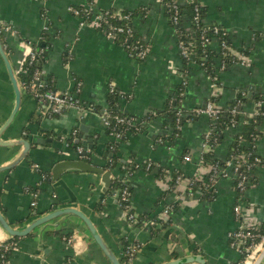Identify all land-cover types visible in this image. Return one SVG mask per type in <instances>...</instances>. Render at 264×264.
Instances as JSON below:
<instances>
[{
    "label": "crops",
    "instance_id": "0c3cea01",
    "mask_svg": "<svg viewBox=\"0 0 264 264\" xmlns=\"http://www.w3.org/2000/svg\"><path fill=\"white\" fill-rule=\"evenodd\" d=\"M87 1L0 0V39L13 71L19 70L25 56L23 42H39L48 25L49 48L42 64L45 78H52L54 90L72 93L77 89L75 82H81L78 97L99 110L86 109L82 115L68 110L55 118H43L37 103L21 90L20 107L9 127L0 133V144L37 138L49 139V143L44 141V145L33 146L24 160L12 169L0 172V213L12 228L22 230L35 218L49 212L75 209L91 220L119 261L123 258V241L140 244L129 264H166L188 256H202L205 264H237L240 253L231 246L228 234L244 220L264 224V126L256 142V154L262 164L251 173L244 194L237 193L229 176L218 179L213 200L200 199L197 193H192L183 195L175 203L174 193L177 192L170 191L171 172L179 171L182 177L203 178L206 175L208 169L201 167L199 160L203 136L213 124L207 117L197 116L183 124L178 137L170 142L161 140L171 134L172 130L165 123L170 121L168 107L173 104L183 76L175 29L158 0H95L91 6L93 13L104 10L137 12L130 25L134 34L150 47L147 57L141 61L107 40L99 30L79 26L78 19L67 9L86 6ZM198 2L206 9L204 24L225 30L235 51L248 52L247 63L227 67L221 72L217 70V87H213L205 70L188 66L181 109L191 113L209 99L214 100L216 107L227 108L242 92L256 94L264 103V0ZM2 25L9 30L1 32ZM210 47L218 51L216 41ZM110 87L126 97L119 100L117 110L144 124L142 131L125 135L118 145L119 162L110 170H104L111 172L112 181L122 176L121 165L132 163L137 166L128 178L131 211L135 216L152 218L164 206L175 205L170 226L158 228L155 235L130 226L113 196L99 199V176L72 173L62 175L56 183L50 181V171L55 163L78 160L74 149L65 146L66 138L74 131L72 140H79L77 146L85 147L84 141L93 140L85 147L91 154L84 162L102 168L111 159L100 156L102 151L113 155L110 146L115 140L101 116L109 105ZM14 104V91L0 57V128L8 120ZM253 107L251 99L247 98L244 108L252 111ZM236 132L233 128L224 131L223 139L213 149L215 158L224 160L228 156V147ZM22 149V146H0V167L9 164ZM183 156L188 160L184 161ZM32 164L49 173L48 181L41 183L35 209L30 206L29 190L38 185L39 175L31 168ZM146 164H151L149 170L145 169ZM185 185L184 181L176 190L183 191ZM100 201L102 207L99 210L97 204ZM236 205L240 208L238 218L233 214ZM67 236L73 238L72 245L63 240ZM10 238L0 226V242ZM18 239L17 251L9 256V264H109L83 222L71 214L35 228Z\"/></svg>",
    "mask_w": 264,
    "mask_h": 264
},
{
    "label": "built area",
    "instance_id": "2783aa9c",
    "mask_svg": "<svg viewBox=\"0 0 264 264\" xmlns=\"http://www.w3.org/2000/svg\"><path fill=\"white\" fill-rule=\"evenodd\" d=\"M158 1L161 4V0H158ZM178 2H185V0H175L171 4V10L173 11V15L170 19V25L175 29V32L177 35L179 33V30H178L179 29L178 28L179 26ZM93 3H87L86 6H80L81 7L80 9L75 8V7H69L67 11L72 16L78 19L80 27H90V28L99 30V32H101L107 40H110L118 44V46H120L129 56L136 58L138 60H144L149 53V50L147 48L145 49L141 44H139L138 41L134 42L132 46L127 45L132 35L131 29H125L121 26H115L110 23V19H114L116 17L124 21H128L129 17L128 16L120 17V15L118 14L119 12L115 11V13L112 14V13H109L108 10H104L102 12L100 11L98 13H93V11L91 10V6L93 5ZM194 12H195L194 19L195 21H198L199 11H198L197 6L194 8ZM7 30H9V27L2 25L1 32H5ZM47 30H48V25L44 27L43 32L41 33L39 37V42L42 41L43 39L42 35H46ZM205 33H208V36L205 35ZM118 35H120L119 40H117ZM213 41L217 42L218 49L220 50V52H222V50L224 49L228 51L227 54H224L222 52L221 53L222 56L230 55V58H231V61L228 64H225L224 62H220L219 67H218L219 72L225 70L227 67H230V66H244L247 63V56L244 54V52L235 51L231 47V45L228 43L229 36L225 30H223L222 28L218 26L204 24V27L201 33V43L207 46L211 44ZM44 42H45V45L38 51L33 50V48L30 45H28L26 42H23L26 47V53H25L23 60L20 61L19 70L15 73L16 76H18V74L20 73L25 72V70L23 69V66L27 61L31 63L35 60L36 56L38 55L43 56V54L46 53L49 46H48L47 40H45ZM177 47H178L180 58H186V47L183 45H180L179 43H177ZM44 79H45L44 70L42 68L41 69L38 68L35 70L33 74V80L29 86V95L39 106V113L41 117L55 118L56 116H59L68 110H75L76 112L80 113V115H82V113L85 112L86 109L92 108L93 104L84 103L77 95L79 88L81 87V82L79 81L75 82L77 89L75 92L72 93L68 91H58L54 89H49ZM185 82H186L185 78L182 76V82L180 83V85L185 87ZM211 82L213 84V87L218 86V78L216 75L213 78H211ZM19 86L21 90L26 89V87L22 83H19ZM109 92L113 93L114 88L110 87ZM245 97H248V95L245 92L240 93V96L235 99V105L229 109L230 114L235 115L237 113L238 106L242 104L241 99H244ZM263 105L264 104L262 101L260 100L256 101L254 103L253 111L249 114V117H254L259 114H263V113H260L256 109V108L263 107ZM190 114H192L194 117L205 116L214 123L216 119L218 118V116L221 114V108H218L212 102L207 101L204 104L203 108L194 109ZM183 115L184 114H183L182 109H178L175 112V123L179 129L181 128L179 127V125H180L181 117H183ZM113 120H114V124H111L109 116L103 118L104 125H106L109 128L111 126L112 132L110 133V135L113 138V140H117L121 136L120 132L114 133V131L117 129L118 126H125L124 127L125 130H128L127 128L132 127L135 122L133 118L128 119V118H124L121 116H115L113 117ZM188 121H191V119ZM23 134L26 135V132H23ZM210 134H211V129H209L203 136L202 154L212 149V147L209 144ZM74 136H75V131L72 132V134L66 138L65 146L67 148L69 147V141L74 139ZM255 146H256V143H255ZM73 151L78 160L86 161L90 159V154H91L90 149H86L85 147H82V146H76ZM60 154L63 155V152L60 151ZM202 154L200 156V160H201ZM183 160L187 161L188 157L183 156ZM259 162L260 160L257 157H254L251 161H249V159L243 155L241 160H235V159L227 160L225 162L224 167H219L216 164L210 167L209 171H211V174L208 177L207 182H209L210 184H213L214 194H215L216 193L215 185H216V182L218 181V178H217L218 173L221 174L220 178L230 176L234 182L235 190L241 196L248 185V175H246V173H240L239 169L243 167L246 169V171L250 170L251 168L258 165ZM150 167H151V164H146L145 169L149 170ZM31 168L33 169V171H35L39 175L38 185L34 189L29 190V195L31 198L30 206L32 209H35L38 205V200L40 197L41 183L47 182L48 177L44 172L39 170V166L37 164H32ZM129 175L131 174L129 173L124 174V177H122L123 179L121 181L122 184L125 185L127 183ZM184 181L186 183L185 189L183 191L178 192L176 188ZM197 181L198 182L200 181L203 184L205 183L203 178L193 177L192 180H184L182 175H177L173 181V190H172V192L174 191L177 192V193H174L175 203H178L181 197H183V195L185 196V194L187 196H190V194H192L190 190L193 184ZM112 196L116 199L117 204L123 210L128 224L130 226H133V224L136 223V218H135V215L131 212L130 193L128 192L127 187L123 186L119 190L115 191ZM173 208H174V204L164 206V208L156 216V219L160 221L161 223L167 222L171 217ZM233 214L235 218L239 217L240 208L238 205L233 207ZM161 223L159 222L155 223L152 220L151 221L148 220L144 223L143 226L145 228H148L150 231L152 227L154 229L161 228L162 227ZM260 225L261 224H254L252 222L244 220V221H241V223L238 225V227L235 230L231 231L228 234V239H229L231 246L237 248L240 255L242 253L246 254L243 261L240 264H252L258 252L263 247L264 234H260L257 231ZM63 240L68 245L73 244V238H71L70 236L63 237ZM17 248H18L17 245L12 244L9 246V244H6L5 242H0V250L2 251V253H0V264H9V259L4 257L3 252L11 251L13 253L17 251ZM139 248H140L139 243L127 242V245L125 246L123 245L122 256L125 261V264H129L131 262V260L134 258Z\"/></svg>",
    "mask_w": 264,
    "mask_h": 264
},
{
    "label": "trees",
    "instance_id": "16d2710c",
    "mask_svg": "<svg viewBox=\"0 0 264 264\" xmlns=\"http://www.w3.org/2000/svg\"><path fill=\"white\" fill-rule=\"evenodd\" d=\"M43 1V0H41ZM95 0H88V3H93ZM175 0H161V6L164 9V12L168 18V21L170 23V19L173 15V11L171 10V4L174 2ZM198 7V11H199V18L198 21H195L194 17H195V12H194V8ZM75 8L80 9V6H76ZM178 9H179V26H178V30L179 33L177 35V43H179L180 45H183L186 47V58H181L182 61V65L183 67L181 68L180 73L183 74V77L185 78L187 70L189 69V67L191 65H195L198 66L199 68L203 69L206 71V73L209 75V77L213 78L216 75V72L218 70L217 67V63L219 62H224L225 64H228L231 61L230 55H226V56H222V52L224 54H227L228 51L227 50H222V52H220V50L218 49V51L213 50L209 45H203L201 43V33L204 27V22H203V18L205 16L206 13V9L200 5V3L198 2V0H185V2H178ZM109 13L114 14L115 11L114 10H108ZM102 12V11H101ZM121 16H128L129 20L128 21H124L118 17L114 18V19H110V23L112 25L115 26H121L125 29H131L132 31V35L131 38L129 39L127 45L132 46L134 42L138 41L139 44H141L145 49L147 48L148 50L150 49L149 45L147 43H145L143 40H141V38H139L137 35L134 34L133 29L130 25V21L132 19V17L134 15L137 14V12H119L118 13ZM1 35V33H0ZM205 35L208 36V33H205ZM42 41L40 42H36V43H32V42H26L28 45H30L33 50L38 51L39 49H41L44 45H45V40H47V35H42ZM120 39V35L117 36V40ZM229 43V42H228ZM230 44V43H229ZM223 54V55H224ZM244 54L247 56L248 52H244ZM46 57L43 54V56L38 55L36 56L35 60L33 62H29L27 61L24 66L23 69L25 70V72L18 74L17 79L19 83H22L26 89L23 90L24 92H26L29 95V86L33 80V74L35 72L36 69H41L42 68V64L43 62H45ZM142 61V60H141ZM189 66V67H188ZM45 82L47 83V87L49 89H54L53 86V80L51 77H47L44 79ZM184 89L185 87L180 85L178 86L175 96L173 97V104L172 106L168 107V112H167V117L170 118L169 122H165L166 126L169 127L172 131L171 134L168 137H162L161 140H165L170 142L171 139L176 138L179 136V131L180 129L176 126L175 123V112L178 109H181V101H182V96L184 94ZM30 96V95H29ZM121 96V97H120ZM240 96V93L237 95V97ZM122 98H126L123 97L121 94L117 93L115 90L113 93L109 92V105L108 108L105 112H103L101 114V116L103 118L109 116L110 118V123L114 124V120L113 117L115 116H121L124 118H132L129 117L126 114H123L121 112H119L117 110L118 107V102L120 99ZM248 97H245L244 99H241V105L238 106L237 108V113L235 115H232L229 113V109L235 105V101L230 104L227 108H223L221 109V114L218 116V118L216 119V121L212 124L211 126V134L209 136V144L212 147L211 150L204 152L202 154L201 160L199 162V165L201 167H206L208 169L206 175L203 177V180L205 181V183L203 184L202 182H195L191 188V192L192 193H197L198 194V198L200 199H206V200H213L215 198V194H214V187L213 184H210L209 182H207L208 177L211 174L210 167L214 166L217 164V166L219 167H224L225 162L227 160H231V159H235V160H241L242 156L244 155L245 157H247L249 159V161H251L254 157H257L260 162L258 165H256L255 167L251 168L250 170H247L243 167H241L239 169L240 173H246V175H248V184L250 183V175L251 173L255 170V168L259 167L262 164L261 159L259 158V156L256 154V146H255V141H257V139L259 138V136L262 135V132L260 131V129L264 126V105L261 108H256L260 113L263 114H259L257 116L254 117H249V114L253 111H247L244 108V104L246 103V99ZM239 99V98H238ZM251 103L254 104L256 101L260 100L263 102L262 98L260 96H257L256 94H251ZM208 101L214 103L213 99H209ZM264 104V103H263ZM254 108V107H253ZM89 111H93V112H99L98 107L96 106H92L91 109H89ZM183 117H181L180 120V125L179 127H182L184 123H186L188 120H194L195 117L190 114V113H186L183 111ZM134 119V118H133ZM134 125L132 127L127 128L128 130H125V126H118L117 129L114 131V133L120 132L121 136L120 138H118L117 140L113 141L111 143V151L113 153L111 159H109V161H107V163H105L102 168L105 170H110L112 168V166L114 164H117L118 161V145L120 144V142L125 138V135L128 133H134V132H139L143 130V124L144 122L141 121H137L136 119H134ZM228 128H233V129H237V132L235 133V135L232 137L231 143L229 145V154L228 156L224 159V160H219L217 158L214 157L213 155V149L221 142V140L223 139V133L226 129ZM108 132L109 134L112 132L111 130V126L110 128L108 127ZM77 145L75 141L70 140L69 141V147L70 148H75ZM121 172L120 174L122 175L119 178H115L111 181L110 187L108 192L106 193L104 199L107 198H111V196L114 194L115 191L119 190L120 188H122L123 186L127 187L128 192H131L130 189V183L127 181V183L124 185L122 184V177H124L125 173H129L132 174L134 168H137V166H135L132 163H128V164H123L121 165ZM47 175V177H49V173H45ZM161 172L159 173V175L161 176ZM177 175H181V173L179 171H172L171 172V177H172V184L170 187V191L173 190V181L175 179V177ZM220 173H218L217 178H220ZM184 180H192L193 177H183ZM248 185L245 189V191L247 190ZM244 191V192H245ZM243 192V194H244ZM97 209H101L102 207V203L101 201L97 204ZM175 206V205H174ZM175 208V207H174ZM132 212V211H131ZM136 218V223L133 224L134 228H138V229H143V230H148V228H145L143 225L146 221L148 220H152L155 223H161L160 221H158L155 217L149 218V217H144V216H135ZM162 224V228L166 229L170 226V219L165 222V223H161ZM151 231V232H150ZM149 232L152 235H155L158 233V228L154 229L153 227L151 228ZM260 234H264V224H261L260 227L257 230ZM19 241L18 238L15 237H11L8 241H6V244L10 245H17V242ZM124 246L127 245L126 241H123ZM0 253H2V251L0 250ZM11 251H6L3 252L4 257L9 259V256L11 255ZM195 254H197L198 252H194ZM246 254L242 253L240 255V259L239 262L237 264H240ZM120 263L121 264H125L124 259H120Z\"/></svg>",
    "mask_w": 264,
    "mask_h": 264
},
{
    "label": "water",
    "instance_id": "95a60500",
    "mask_svg": "<svg viewBox=\"0 0 264 264\" xmlns=\"http://www.w3.org/2000/svg\"><path fill=\"white\" fill-rule=\"evenodd\" d=\"M0 57L2 61L4 62L5 68L7 70L13 91L15 96V104L14 108L8 118V120L3 124V126L0 128V133L7 129L11 122L14 119L15 114L17 113L22 99V93L21 88L19 86V82L17 79V76L15 72L13 71V68L11 64L9 63V60L3 50V46L0 39ZM251 92L248 93V99L251 98ZM204 106V105H203ZM203 106L201 108H203ZM79 139H82V136L79 137ZM44 141L49 143V139H35L31 141H25V140H16L13 142L3 143L0 144L2 147H13V146H22V151L11 161L9 164H6L5 166L0 167V172L5 170H10L13 167H15L18 163H20L22 160H24L28 152L31 150L33 146L36 145H44ZM79 140L76 139L75 143L79 144ZM93 143V140L88 139L83 142V145L86 147L87 145ZM90 148V146H89ZM102 149V147H101ZM100 156L103 159H107V157H112V154H100ZM72 173H91L95 174L96 176H99L100 182H101V189H100V196L99 199L101 200L105 194L108 192L110 184H111V172L105 171L103 168L90 165L82 160H61L53 165L50 171V181L52 183H56L59 181L60 177L62 175L66 174H72ZM74 215L78 217L86 227L87 231L89 232L93 242L97 245V247L100 249V251L103 253L109 264H121L119 259L115 256V254L110 250V248L106 245L100 234L98 233L97 229L95 228L94 224L91 222V220L82 212L77 211L75 209L71 208H64V209H58L52 212H49L48 214H45L43 216L35 218L32 222H30L26 228L22 230H16L11 227V225L5 220L3 215L0 213V226L2 229L11 237L15 238H23L27 236L31 231H33L35 228L44 226L49 224L50 222L60 218L64 217L66 215ZM36 214L34 213L33 216ZM191 263H197V264H205V260L202 256H188L181 259H177L171 262H168L166 264H191ZM264 263V245L261 248V250L258 252L255 260L252 264H263Z\"/></svg>",
    "mask_w": 264,
    "mask_h": 264
}]
</instances>
